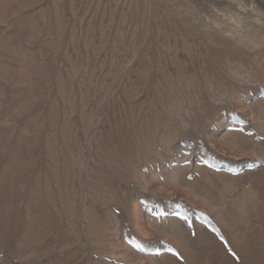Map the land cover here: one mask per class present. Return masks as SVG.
I'll list each match as a JSON object with an SVG mask.
<instances>
[{
	"label": "rangeland",
	"instance_id": "rangeland-1",
	"mask_svg": "<svg viewBox=\"0 0 264 264\" xmlns=\"http://www.w3.org/2000/svg\"><path fill=\"white\" fill-rule=\"evenodd\" d=\"M0 264H264V0H0Z\"/></svg>",
	"mask_w": 264,
	"mask_h": 264
}]
</instances>
